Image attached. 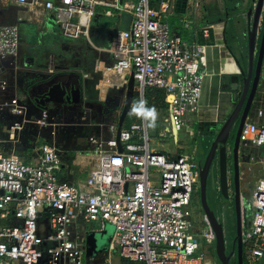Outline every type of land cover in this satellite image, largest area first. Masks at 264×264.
Wrapping results in <instances>:
<instances>
[{
    "label": "built area",
    "instance_id": "2783aa9c",
    "mask_svg": "<svg viewBox=\"0 0 264 264\" xmlns=\"http://www.w3.org/2000/svg\"><path fill=\"white\" fill-rule=\"evenodd\" d=\"M174 1L0 0V12L7 2L20 8L41 5L63 38L85 39L93 49H99L90 36L98 8L108 18L131 15V27L116 30L102 51L113 56L117 74L134 76L135 92H163L168 134L181 151V133L193 132V123H199L206 49L215 26L197 22L192 6L190 14L179 17L175 32L170 20ZM24 22L20 16L15 23L0 24V90L9 82L3 61L17 57ZM259 101L241 137L258 151L252 159L260 166L246 189L243 264L264 260V153L259 151L264 146V92ZM5 104L15 115L25 112L17 99ZM141 118L140 124L123 126L119 142V121L105 135L90 136L96 165L75 181L64 178L68 170L54 132L52 141L36 140L35 161L9 154L0 142V264H39L44 253L48 264H214L207 257L214 234L210 228L202 236L192 219L200 178L196 152L156 149L145 114ZM19 127H12V138ZM107 224L114 228L107 251L89 255L87 236L104 232Z\"/></svg>",
    "mask_w": 264,
    "mask_h": 264
},
{
    "label": "rangeland",
    "instance_id": "374dc122",
    "mask_svg": "<svg viewBox=\"0 0 264 264\" xmlns=\"http://www.w3.org/2000/svg\"><path fill=\"white\" fill-rule=\"evenodd\" d=\"M193 14L197 22L200 21L201 17L204 18V23L207 25H223L225 28L224 38L226 44L233 47L242 49L243 54H245V37L247 33V27L250 26V22L245 19L247 5L242 2V0H193ZM186 5V1H182ZM195 10V11H194ZM191 13L188 9L185 15ZM201 16H198L200 15ZM6 21H11V13H5ZM177 29V28H176ZM92 38L95 40L96 29L93 28L91 32ZM97 37V36H96ZM239 40V44H238ZM75 41V40H71ZM85 44V43H84ZM83 44V45H84ZM73 43L69 40H62L61 46L59 47L61 53H69L73 48H75ZM82 45V46H83ZM69 51V52H68ZM74 72V71H72ZM98 79L92 80L94 83ZM233 84L229 76H225L222 86L224 90L222 92L229 93V87ZM233 86L237 89L234 90L230 96V110L228 115L233 111L236 104L239 101L241 92V81L235 82ZM102 92L104 93L106 87L102 86ZM264 92V77L261 85L257 91L256 97H258V102L252 105L251 114L255 113V110L260 106L259 99L263 96ZM146 92L143 96L138 92L134 93L133 104L131 107L130 114L131 121L126 123L130 125L132 123H141V115L145 114L146 120L148 121L149 136L151 139V145L156 147L160 151L170 150L174 151L175 145L173 144L170 135L168 134L169 126V115L165 107L159 105L157 98L161 97L160 94L155 92ZM109 98L99 101L101 108L100 110L91 109L90 111H85L84 109H76L70 104H65L62 106H56L57 108H49V110L44 112L43 108L38 105L34 96L29 95L25 99L19 101V103L24 107L23 115H15L11 112L9 106L5 103H10L11 100L5 101L0 104V142L2 146H8V153L11 155H17L22 158L32 157V149L36 147L34 144L36 140L41 141H52V133H55L56 140L55 143L60 151L62 157L64 154H70L77 157L78 154L84 153L86 151L85 162H82V172L80 173V178L84 179L92 169L95 168V157L90 153L92 145L89 142L90 136L99 137L102 134H106L107 125L117 120V116L121 115L125 100L126 93L118 92L116 89L109 91ZM151 97V98H150ZM53 107V106H50ZM102 112V113H101ZM101 113V114H100ZM47 114V115H46ZM46 115V116H45ZM224 117V121L228 117ZM42 122V124L39 123ZM223 122V121H222ZM20 123L19 130L15 132V137H11V129L16 124ZM205 123V122H204ZM204 125L203 134H209L215 128H218V124H214L211 121L206 122ZM198 123H193V132L186 130L181 133L180 139L184 141L180 142L183 150L178 152L193 151L198 150L200 142L203 140L199 135L200 130ZM208 125H211L208 126ZM214 128H213V127ZM185 135V136H184ZM191 136L193 138L191 139ZM41 146V144H40ZM260 153H264V146L260 149ZM256 155V151L247 147L244 142H241V148L239 152V169L241 176V208L247 209V197L246 189L249 184L255 181L258 177V172L260 171V166L252 157ZM68 156V155H67ZM78 158H76L77 160ZM66 161V160H64ZM66 161V166L68 171L73 170V166L76 164L72 161L71 168ZM80 163V160H77ZM80 170V169H79ZM66 181H75L77 178L72 175V172L64 177ZM220 179H219V165L213 164L210 175L207 181V199L211 205L213 211L215 212L217 218L223 223V229L226 241V250L229 253L234 250L237 254V223H236V212L232 202V197L229 200L224 201L220 194ZM233 193H230L232 196ZM242 210V214H243ZM192 219L195 222L197 231L203 236L204 233L210 229L209 222L207 220L206 214L201 205V199L198 187L195 191L194 196V213ZM108 230V235H103L98 233L99 248L98 252L103 253L107 251L110 242V235L113 234L114 228L110 224L106 225ZM207 257L214 264H218L215 252V241L213 244L207 247ZM116 258V257H115ZM49 257L47 253H44L43 258L40 260L39 264H48ZM119 259L117 258V263ZM233 264H237V256L233 259ZM264 264V260L262 261Z\"/></svg>",
    "mask_w": 264,
    "mask_h": 264
},
{
    "label": "crops",
    "instance_id": "0c3cea01",
    "mask_svg": "<svg viewBox=\"0 0 264 264\" xmlns=\"http://www.w3.org/2000/svg\"><path fill=\"white\" fill-rule=\"evenodd\" d=\"M182 1L183 0H175L173 9L171 10L170 20L175 32L179 31L180 28L178 22L179 17L183 16L184 13L194 5L193 0H185L186 5H184ZM5 13L12 14L10 17L11 21H6ZM20 16L25 18L26 22L20 26L21 44L19 53L17 57L3 61V70L7 77H9V82L6 89L0 90L1 105L9 99H17L18 101H21L29 95L34 96L36 102V99L44 94L53 83H61L66 86L69 92L72 89H79L81 92L80 102L65 104H70L76 109H84L85 111H90L91 109H94L95 106L101 108L98 102L108 99L110 96L109 91L112 89H116L118 92H125L127 97L130 76L117 74L113 70V56L109 52L102 51V49L109 46L116 30H128L131 27V15L123 13L119 16L108 18L104 14V9L98 8L97 15L90 30V36L92 29L95 28L97 37L95 36L94 40L91 36V41L100 50L93 49L85 39L75 41L69 40L70 43L75 44L72 45L75 46V48L70 52L68 51V54L61 53L59 49L62 40L68 39L61 36L57 25L53 21L51 15L44 11L43 6L36 5L28 8H20L7 2L4 4L2 11L0 12V24L15 23L16 19ZM198 16H201V14ZM28 18H31L32 20H27ZM204 18L205 17H201L199 22L205 24ZM217 35L221 34L217 33ZM213 40L214 32L212 33V41ZM211 52L210 57L212 58L213 63L219 62L221 50L219 51L216 49ZM94 79L98 80L93 83L92 80ZM102 86L106 87L104 93L102 92ZM212 87L214 86H212L210 81L205 90L204 82L203 104L207 105V107L203 106L201 110V112H204V122H208V120H206L205 112L211 109L210 102L213 94ZM257 102L258 97H255L253 104ZM37 104L40 105V103ZM65 104L47 103L45 108L42 105L40 106L44 109L43 111L47 113L49 108L55 109L57 108L56 106H62ZM99 108L95 109L100 110ZM228 112L222 116L219 115L220 122L224 121V117L228 115ZM254 114L252 116H254ZM116 118V121H119L120 115ZM112 123H110V125ZM108 126L109 125H107V127ZM175 149L176 150L174 151H164L170 154H176L177 151H179L176 144ZM257 152L258 151H256V153ZM32 154V157H26L24 159L28 161H35L37 159L35 147L32 149ZM84 154L85 153L77 155L76 158H78L77 160H80L79 163L74 156L69 153H63L61 158L65 166L68 159H70V163H67L69 167L71 166L72 161L76 164L73 166V170L71 169V171H68V175L72 172L73 176L77 179L80 178L82 162H85L86 159ZM101 234L105 236L109 233L106 229ZM111 236L112 234L110 235V238Z\"/></svg>",
    "mask_w": 264,
    "mask_h": 264
},
{
    "label": "water",
    "instance_id": "95a60500",
    "mask_svg": "<svg viewBox=\"0 0 264 264\" xmlns=\"http://www.w3.org/2000/svg\"><path fill=\"white\" fill-rule=\"evenodd\" d=\"M257 0H252V8L255 7V2ZM264 4V0H258V4L256 7V14L254 19V27L253 30L250 33V39H249V47H250V53L253 54L254 47H255V39H256V31L258 22L260 19L262 7ZM252 11H250L249 15H251ZM223 30L221 35H217L215 29L214 32V40L213 44L208 45L206 49L207 53V76L209 75H216L220 78V85L216 86L213 89V94L210 102L211 109L209 111L205 112L206 120L211 121L213 126L218 124V129L221 127V129L218 130V135L216 136V139L213 143L212 151L203 167L199 166L200 169V178H199V186H200V192H201V201L203 205L204 212L206 214L207 220L209 222V226L214 234L215 237V252H216V258L218 264H232V255L227 253L226 250V241H225V234L223 229V223L217 218L214 211H212L211 207L208 204L207 201V181L209 177V173L213 164L214 160H218L219 162V172H220V185H221V191H222V199L224 201L229 200V185H228V158H227V143L228 138L232 132V129L234 125L236 124V121L238 118H240L239 121V129L237 132V142L235 147V177L238 184V178H239V170H238V147L239 143L242 137V132L245 126V123L250 116L252 105L254 102V99L257 94L258 89V76L260 75V68L262 67V60L264 56V42L262 45V51H261V57L258 67V76L256 80L254 81L251 91L249 93V87H250V77L246 81V84L243 89V93L241 95V98L239 99L238 103L236 104L233 111L228 115L225 121L220 122L219 118V111H218V105L220 102V97L222 94H227L229 96V100L231 99L230 96L234 90H237L233 84L235 83V77H231V81L233 84L229 87V93L222 92L221 90H224V87L222 86L223 80L225 76H229L226 72V66H225V59L226 57L232 58L233 53L230 47L226 44V40L224 38V32L225 28L222 25ZM221 48V64L220 65H213L209 59V55L211 54V50H216ZM205 77V78H206ZM230 77V76H229ZM134 76L131 75L129 79L128 84V92L126 101L122 110V113L119 118L118 122V133H117V140L119 142V137L121 130L123 126L126 123V120L130 114L131 107L133 104L134 99ZM249 94V95H248ZM81 98V92L79 89H72L70 92L66 88V86L62 85L61 83H53L44 94L39 96L36 99L37 103H40L44 108L47 103H58V104H65V103H79ZM204 100V91H203V97L201 100V109L199 112V124H203V113L201 112L203 106L207 105L203 104ZM241 115V116H240ZM212 126V127H213ZM214 128V127H213ZM217 144H221L220 150L218 153L216 152V146ZM119 151L122 152L123 148L121 144L119 143ZM241 197L239 190L237 188V195H236V212H237V260L238 264H243V245H242V221H241ZM98 233L92 232L87 236V251L89 255H95L98 253L99 248V237Z\"/></svg>",
    "mask_w": 264,
    "mask_h": 264
},
{
    "label": "flooded vegetation",
    "instance_id": "af4514ba",
    "mask_svg": "<svg viewBox=\"0 0 264 264\" xmlns=\"http://www.w3.org/2000/svg\"><path fill=\"white\" fill-rule=\"evenodd\" d=\"M242 2H244V4L247 5L245 19L248 22H250V26L247 27V33H246L245 42H244L245 47H246V51H245V54H243V51L240 48V46H239V48L236 47L237 43L236 44L234 43L233 47L229 46L227 44L230 47V49L232 50L233 57L232 58L226 57V59H225L226 72L228 73L230 78L235 77L234 82H238V79L241 81V95L243 93V89H244V86H245L248 78L250 77V87H249V93H250L252 85L258 76V67H259V62H260V57H261L262 45L264 42V4L262 7L260 19H259L258 26H257L254 51H253V54H251L250 53V47H249V39H250V33L254 27V19H255L256 7L258 4V0L254 3L255 4L254 8H252V0H242ZM250 11H252L251 15H249ZM238 44H239V40H238ZM263 77H264V56H263V60H262V67L260 68V75L258 76V89L262 83ZM258 89H257V91H258ZM241 95H240V98H241ZM239 121H240V118L237 119L236 124L234 125V127L232 129V132L228 138V143H227L229 199H230V197H232V202H233V205L235 208V212H236L237 188L239 190L240 197H241V193H242L241 192V187H242L241 176H240V169H239V152H240V148H241L242 139L240 140L239 147H238V170H239L238 184H237L236 177H235V147H236V142H237V132L239 129ZM205 124H207V123L205 122V123L199 125L200 126L199 127V130H200L199 135L202 137L203 140L200 142V145L198 146V150L196 151V159H197L198 165L201 167H203L205 165V163H206V161H207V159H208V157L212 151L213 143L216 139V136L218 135V130L221 129V127H219V129L215 128L213 131H210L209 134L205 135L202 133L204 128H205L204 127ZM208 126L211 127V125H208ZM220 147H221V144H217V146H216V152L217 153L220 150ZM216 163L219 165L218 160L213 161V164H216ZM219 168H220V166H219ZM209 175H210V173H209ZM219 179H220V172H219ZM198 190H199L200 199H201V192H200V186L199 185H198ZM220 192H221L220 194L222 197L221 185H220ZM230 193H233L232 196L230 195ZM207 201H208V199H207ZM208 204H209V201H208ZM201 205H202V201H201ZM209 206L211 207L210 204H209ZM202 208H203V205H202ZM211 209H212V207H211ZM242 210L243 209H241V221H242V225H243ZM212 211H213V209H212ZM247 213H248V211H247ZM236 223H237V212H236ZM236 244H237V239H236ZM237 249H238V247H237ZM228 254L232 255V261H233V259L235 258V255H236L234 250H231ZM237 264H238V260H237Z\"/></svg>",
    "mask_w": 264,
    "mask_h": 264
},
{
    "label": "bare ground",
    "instance_id": "6f19581e",
    "mask_svg": "<svg viewBox=\"0 0 264 264\" xmlns=\"http://www.w3.org/2000/svg\"><path fill=\"white\" fill-rule=\"evenodd\" d=\"M215 28H216L215 29L216 33L222 34V30H223L222 25H217V26H215ZM218 50L220 51L221 48H219ZM209 57H210V55H209ZM219 60H220L219 62L213 63L212 58L210 57V59H209V61L213 65H220L221 64V60H222L221 56H220V59ZM210 81L212 83V86H214V87H212V89H214L216 86H219L220 85V78H219V76L217 77L216 75L215 76L214 75H209V76H207L205 78V81H204L205 82V90L207 89ZM217 109H218V111L220 113L219 114L220 116L226 114L229 111V109H230V100H229V96L228 95H224V94L221 95L220 102H219V105H218V108Z\"/></svg>",
    "mask_w": 264,
    "mask_h": 264
},
{
    "label": "trees",
    "instance_id": "16d2710c",
    "mask_svg": "<svg viewBox=\"0 0 264 264\" xmlns=\"http://www.w3.org/2000/svg\"><path fill=\"white\" fill-rule=\"evenodd\" d=\"M148 92H150L149 95H150L151 93H153V92H155V93H157V94H160L161 97L157 98L158 102H160L159 105L162 106V107H165V108H166V103H165V101H164V94H163L162 91L152 89V90H149ZM150 98H151V97H150ZM131 117H133V116H132L131 114H129V116H128V118H127V123L131 121ZM232 264H233V261H232Z\"/></svg>",
    "mask_w": 264,
    "mask_h": 264
}]
</instances>
